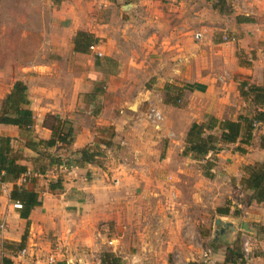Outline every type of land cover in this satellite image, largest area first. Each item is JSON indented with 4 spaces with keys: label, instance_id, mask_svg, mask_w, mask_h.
<instances>
[{
    "label": "crops",
    "instance_id": "1",
    "mask_svg": "<svg viewBox=\"0 0 264 264\" xmlns=\"http://www.w3.org/2000/svg\"><path fill=\"white\" fill-rule=\"evenodd\" d=\"M85 1L89 2L61 1L71 9L73 22L67 28L66 44L63 39L54 43L60 61L50 65L34 63L26 76L28 107L34 119L31 132L37 137L31 140L49 139L50 127L57 124L56 118L61 120L63 131L71 129L72 142L34 150L26 146L25 139L20 138V130L16 126L0 123V137L23 140L24 156L17 158V162L27 166L25 173H36L32 178L22 180V174L15 182H0V264L2 256L12 262L28 256L27 261L20 264H42V257L49 252L56 254L58 262L66 259L67 264L76 258L80 264H103L99 259L101 252L120 258L116 264H168L169 254L176 258L174 264L204 262L203 257L206 256L209 260L204 263L218 264L224 260L226 246H233L236 242L220 247L216 244L221 238L232 239L237 232H241L245 245L251 251L248 263L264 264V203L252 202L238 215L230 209L229 214L222 216L232 215L233 218L220 220L219 224L216 220L220 218H216L218 227L212 248H208L204 243L207 237L197 230L195 224L198 222L192 208L198 206L193 200L195 195L203 201L206 209L204 199L210 196L205 190L199 192L192 188L190 182L187 183L192 177L189 157L198 162L202 176L207 179L214 178L218 159L227 175L235 176L233 172L238 171V183L242 181L244 165L264 161V148L259 144L260 137L264 136V124L257 123L262 124L257 136V125L254 126L252 140L245 146L246 153L224 152L223 149L220 153H208L206 158H215L211 177L202 172L204 160H197L190 153L183 154L185 135L192 123L204 122L206 116L230 120H236L239 115L249 117L246 112L250 101L258 110L264 111V104L254 100V96L247 92L249 85L264 87V0H244L248 9H235L238 36L235 44L228 47L235 65L233 73L212 71L197 78L189 72L168 74V82H175L164 86L174 88L183 95L181 106L168 101L164 94L166 90H159L158 82L153 86L165 96L158 104L164 115L163 130L161 125L156 129L141 123L142 104L112 100L111 94L123 93L126 87L115 85L107 88L106 94L98 87V81L104 74L103 70H98L102 61L115 63V58L120 60L122 56L120 47L116 46L115 33L111 32L112 24L109 20L102 24L103 20L99 18L98 11L103 6L97 5L95 0ZM105 4L114 9L109 1ZM131 6L123 4L120 9L124 11ZM124 14L129 15L131 11ZM107 26L108 30L105 29ZM78 31L98 38L92 53L90 48L86 53L73 50V38ZM150 39L147 42L152 41ZM207 42L213 49L222 45L211 38ZM110 43L114 46L112 53L108 51ZM144 46L137 71L141 70L140 66L146 58L149 61L147 54L151 51L146 44ZM240 50L255 57L241 61L236 54ZM98 53L103 57H98ZM185 58L188 59L187 54ZM54 69L58 72L55 75ZM143 96V101L144 98H153L149 91ZM133 104L135 107L131 108ZM95 107L100 110L93 114L92 108ZM82 148L97 153L94 162L79 160L78 150ZM38 151L47 157L38 159ZM54 158H60L62 164H55ZM231 158L235 161L233 168L225 164ZM38 164H43L45 171L38 172ZM57 180L60 186L50 189V183ZM13 184L35 191L41 201L28 217L26 238L29 253L23 257H16L7 246L3 247L4 242L19 243L27 224L26 219L20 218L18 209L13 208V200L10 199ZM220 200V204L217 203L219 199L214 201L216 208L222 207L224 201L225 204L229 202L225 200V195ZM91 256L96 257L97 263Z\"/></svg>",
    "mask_w": 264,
    "mask_h": 264
},
{
    "label": "rangeland",
    "instance_id": "2",
    "mask_svg": "<svg viewBox=\"0 0 264 264\" xmlns=\"http://www.w3.org/2000/svg\"><path fill=\"white\" fill-rule=\"evenodd\" d=\"M96 1L97 5L103 6L102 10L98 11L99 18L103 20L102 24L108 20L112 24L114 32H111L115 33L116 46L120 47L122 56V59L119 56L120 60L115 58V63L108 60L102 61L98 70H103L104 74L101 80L98 81V87L105 94L108 93L106 91L107 88L114 87L115 85L126 87L125 93L117 92L115 93L116 95L114 93L111 94L112 100H117V102L127 100L129 104L136 101L142 104L141 108L143 112L140 120L141 123H146L148 127H152V125L146 119L147 109L150 106H155L160 110L158 104L165 97L160 91H157V88L153 87L157 82L159 83V90H166L164 94L167 95L168 101L177 103L180 106L183 104V95L181 93H178L174 88L168 89L164 86L172 85L175 82H168V74L189 72L194 78H197L205 76L208 72L212 71L234 72L235 65L231 60L232 54L228 47L235 44L238 36L235 30V24L238 22L235 17V9H248L244 0H222L223 2L221 0ZM106 1L112 3L114 9L108 8L109 5L105 4ZM83 2L87 3L89 1L83 0ZM127 3L132 4V6L130 9L124 10V12L120 9V5ZM133 3L136 5L135 7H133ZM66 5V2L56 4L54 0H0V104L2 103L1 100L7 96V91L11 89L15 81L20 80L24 82L28 89V77L26 76L31 72L29 67L32 64L50 65L53 62L60 61V57L55 53L56 50L54 49L57 46L54 43L58 39L64 40L67 38L66 41H68L69 32H67V28L73 22L72 11ZM104 5H107L105 6L107 8H104ZM220 9L223 10L220 12ZM130 11L131 14H124ZM133 25L136 28L138 27V31H136ZM105 29L108 30L109 27L107 26ZM137 32L138 35H136ZM195 33H201L202 37L196 39L194 37ZM143 35L146 38L143 39ZM250 36L252 35L250 34ZM149 38L152 41L147 42ZM210 38L212 41L220 42L222 44L220 48L213 49L211 44L209 45L207 42ZM66 41L64 40V43ZM144 44L151 51L147 54L149 61L146 58V61L143 62L144 64L140 66L141 70L137 71L136 67H139L137 64L142 61L144 55V52H141L145 48ZM215 44L218 43L215 42ZM109 50L111 53L114 52V46L111 43L108 45ZM190 51H192V54H190ZM240 51H237L236 54L240 57L241 61L245 62L255 57L250 52ZM89 52L92 53V50H89ZM186 54L188 55V59L185 58ZM98 57H103V55H99ZM60 67L61 64L59 70ZM53 72L54 75L58 73L56 69ZM53 72H51L52 75ZM103 86L106 88L103 89ZM147 91L150 92L153 98L151 100L144 98L143 101V94ZM248 107L246 115L249 117L258 111V107L252 104L251 101ZM99 110L96 107L92 108V113L96 114ZM163 124L164 117L161 122L162 130ZM260 125L262 124L256 126V136L259 135L258 132L261 130ZM178 128H181V126L178 125ZM108 133L110 135V132ZM18 135L21 139H25L24 141H28L30 138L37 139L36 135L31 131H19ZM167 136L169 135L167 134ZM20 138L16 137L10 141L12 154L16 159L24 156L23 140ZM234 148V144H229V146L225 145L222 149L224 152L227 150L235 152ZM221 150L217 153H220ZM25 157L28 159V156ZM45 157H47L45 153L38 151V159L43 160ZM189 158L192 177L187 183L190 182L192 188L194 190L197 189L199 192L205 190L208 196H210L204 199L207 203V209L203 201L196 195L193 197V200H196L198 206L192 208L195 220L198 222L195 224L198 228L197 230L207 237L204 243L206 247L210 248L215 236V230L218 227L215 224V219L220 218L223 222L233 218L232 215L222 216L217 214L215 210L216 203L214 201H218L219 199L217 203L220 204L222 195H225V200H229L227 203L230 209L232 211H239L242 214L244 208L248 206V189L241 183L242 181L238 183V179L240 178L238 171L233 172L235 176L227 175V172L223 169V164L221 165L218 159L214 167V178L207 179L202 176L198 168V162L191 157ZM232 160V158L230 161L228 159V163L225 164L230 167L235 163ZM231 167L233 168V165ZM224 204L225 201L221 206ZM244 240L241 232H237L232 239H219L216 245L220 247L221 245L234 244L236 242L235 244L242 249L243 253L247 257H250L252 255L251 251L248 247H245L246 242ZM24 248L28 255L27 238ZM245 248L248 250H245ZM19 250L13 248L12 253L17 255ZM102 253L104 252H101L100 257L103 255ZM46 255L42 258H45ZM26 257L28 256L23 257L21 260H13V262L20 264L21 261H27ZM91 257L97 263L96 257ZM174 259L176 258H174L173 254H169L168 264H174ZM119 260L120 258H116L114 254L109 258V261L113 262L112 264L118 263ZM208 260L209 256L203 257L204 262ZM73 263L80 264V261L77 258L70 260V264ZM58 264H67V260H60Z\"/></svg>",
    "mask_w": 264,
    "mask_h": 264
},
{
    "label": "trees",
    "instance_id": "3",
    "mask_svg": "<svg viewBox=\"0 0 264 264\" xmlns=\"http://www.w3.org/2000/svg\"><path fill=\"white\" fill-rule=\"evenodd\" d=\"M62 0H54L56 4ZM115 1V0H111ZM222 1V0H221ZM223 2V1H222ZM223 9H220V12ZM98 38L94 37L91 33L85 31H78L73 38V50L76 52L86 53L88 48L95 43H98ZM249 93L254 96V100L264 104V87L249 85L247 89ZM29 100L27 98V85L17 80L12 85L10 92L2 100L0 107V123L14 125L20 131L32 130L33 126V113L28 107ZM57 124L52 125L51 137L47 140H31L30 138L26 146L36 150L37 148H50L57 144L68 145L72 142L71 129L63 131L61 127V120L56 119ZM264 124V111L258 110L252 114L251 117L239 115L236 120L219 119L214 116H207L204 122L192 123L185 135V148L183 154L190 153L197 160H204L201 166L202 172L205 176L211 177V168L214 166L215 158H206L208 153H216L221 150L225 145L237 144L234 148L236 152L241 154L246 153L245 146L250 144L253 137V129L256 123ZM10 137H0V180L2 182H15L22 174L27 171V166L17 162V159L12 154L10 145ZM260 147L264 148V136L260 137ZM79 160L82 162H94V156L97 155L94 151H89L88 148L78 150ZM55 164H62L60 158H54ZM38 172L45 171V166L39 164L37 166ZM242 184L251 191L248 199V205L252 202L257 204L264 203V161L261 163L247 164L243 166ZM33 177V176H31ZM30 177V178H31ZM29 178V177H28ZM50 189L60 186L59 181L51 182ZM10 199L19 201L22 207L18 209L20 218L26 219V230L17 244L3 243V247L13 250L22 249L25 245L27 230H28V217L32 209L41 204L38 194L35 191L27 190L23 185L17 186L13 184L10 192ZM217 214L227 215L230 212V207L226 203L222 207L216 208ZM235 215L239 211H234ZM7 244V245H6ZM112 253H103L100 258L101 263L111 264L109 261ZM248 257H246L242 249L234 244L233 246H226L225 257L222 263L218 264H249ZM2 264H13L11 259L2 256ZM58 264V263H57ZM188 264H207L204 262L190 261Z\"/></svg>",
    "mask_w": 264,
    "mask_h": 264
},
{
    "label": "built area",
    "instance_id": "4",
    "mask_svg": "<svg viewBox=\"0 0 264 264\" xmlns=\"http://www.w3.org/2000/svg\"><path fill=\"white\" fill-rule=\"evenodd\" d=\"M194 37L196 39H199L201 37V35L199 33H195ZM89 48H90V50H93L95 48V45H91ZM98 55H99V53H98ZM146 119L150 123V125H152L156 129H159L161 122L163 120V115H162V112L157 107L150 106L146 112ZM34 175H36V173L28 171V173H25L22 175V180H24L26 177H31ZM0 182H1V180H0ZM12 205H13V208H15V209H20L22 207V204L19 201H13ZM245 247H247V246H245ZM245 250H248V249L245 248ZM25 254H26V249L22 248L21 250H19L16 257H23V256H25ZM57 263H58V259H57L56 254L54 252L48 253L42 262V264H57Z\"/></svg>",
    "mask_w": 264,
    "mask_h": 264
},
{
    "label": "water",
    "instance_id": "5",
    "mask_svg": "<svg viewBox=\"0 0 264 264\" xmlns=\"http://www.w3.org/2000/svg\"><path fill=\"white\" fill-rule=\"evenodd\" d=\"M134 107H135V106H134V104H133V106H131V108H134ZM216 223L219 224V223H220V219H217V220H216ZM223 230H224V228L222 227V228H221V231H223Z\"/></svg>",
    "mask_w": 264,
    "mask_h": 264
}]
</instances>
